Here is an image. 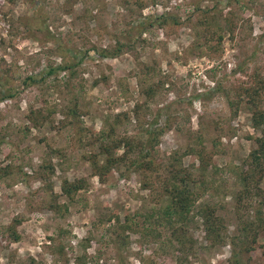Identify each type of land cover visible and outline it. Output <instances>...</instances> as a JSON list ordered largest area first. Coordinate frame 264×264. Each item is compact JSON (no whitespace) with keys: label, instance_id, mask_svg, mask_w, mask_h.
I'll use <instances>...</instances> for the list:
<instances>
[{"label":"rangeland","instance_id":"obj_1","mask_svg":"<svg viewBox=\"0 0 264 264\" xmlns=\"http://www.w3.org/2000/svg\"><path fill=\"white\" fill-rule=\"evenodd\" d=\"M209 10L220 30L200 24ZM164 13L177 25L138 37L142 16ZM118 44V57H100ZM28 77L37 83L25 85ZM244 89L258 99L251 107L244 97L236 109L230 103ZM2 92L12 98L0 102V264H235L231 243L258 206L245 200L237 209L234 168L246 166L259 136L252 112H264V0H0ZM166 117L172 128L155 149L159 161L199 135L207 150L217 144L208 169L217 191L197 201L182 252L171 229L155 223L162 203L138 174L120 167L101 182L87 161L101 130L120 137ZM44 163L54 171L40 178ZM78 179L88 186L69 202L62 182ZM259 188L264 195V176ZM49 189L64 214L47 208ZM206 203L225 221L224 243L206 241L194 217ZM254 248L242 264H264V231Z\"/></svg>","mask_w":264,"mask_h":264},{"label":"trees","instance_id":"obj_2","mask_svg":"<svg viewBox=\"0 0 264 264\" xmlns=\"http://www.w3.org/2000/svg\"><path fill=\"white\" fill-rule=\"evenodd\" d=\"M209 11L203 12V19L200 24H211L220 30V22L214 14L209 15ZM170 25H177L174 17L164 14L156 16H142L138 21L135 29L139 31L138 37H141L146 31L153 27L165 29ZM122 45L113 50L103 49L99 52L101 58H116L121 52ZM88 52H86L87 55ZM77 57V56H76ZM81 57L76 64L62 65L55 68H49L42 74V77H49L59 72H64L75 65L82 62ZM23 83L25 85L36 84L34 77L26 78ZM4 92V91H3ZM0 94V102L5 99L12 98L11 94ZM154 88L150 87L145 90L146 96L154 94ZM259 93L257 90L251 91L244 89L239 94V100H234L230 104L236 109L240 106V102L247 97V104L251 107L255 105ZM137 108L135 114H137ZM236 111V110H235ZM127 119V117L125 116ZM158 118V115H156ZM137 122L139 118L137 116ZM157 122H155L156 124ZM251 127L259 133V136L253 139L254 148L249 152L242 169H237L234 175L237 176L241 190L237 195V209L242 207L245 200L252 207V203L257 200L258 206L253 208L255 218L253 220L242 221L243 224L238 228L236 241L231 244L233 248H239L237 253L233 252L235 264H242V257L254 251V245L259 235L264 231V195L259 188L260 182L264 176V112L256 110L252 112L250 118ZM154 123L147 128L137 131L135 134H127L117 137L114 136V130H101L98 136L91 143L92 152L88 156L87 161L91 165L93 175L97 176L101 182L106 181L113 169L124 167L126 172L138 174L144 189L155 193L162 205L160 206V216L155 219V223L165 225L171 229V234L176 242L177 250H185L191 240L188 234V225L191 222L196 203L199 199L210 192H216L217 187L214 181L209 177L208 169L216 150V142L213 143L215 150H207L202 136L196 137V146L189 145L188 148L180 153L174 151L163 161H159L155 157V149L159 145L160 138L170 130V119L166 117L163 125L154 126ZM142 127V125L140 126ZM95 145V147H94ZM192 157L193 161L187 166L184 165V157ZM40 178L53 173L51 165L43 164ZM234 171V170H233ZM47 174H46V173ZM88 183L85 179L74 181L64 180L61 185V195L66 197L68 201H72L76 194L85 189ZM49 202L47 208L59 215L67 211V205L58 204L59 196L48 190ZM217 207L211 204H203L197 207L194 217L201 220L204 237L209 243H224L225 236L222 233L225 230V221L216 214ZM239 211V210H237ZM151 218H154L153 216ZM150 223V218L147 219ZM118 221V219H117ZM11 228V227H10ZM9 228V229H10ZM125 231L133 229L132 222L125 219V224L121 227ZM13 229H11V233ZM149 234L154 233L151 230ZM14 240L17 237L14 236Z\"/></svg>","mask_w":264,"mask_h":264}]
</instances>
